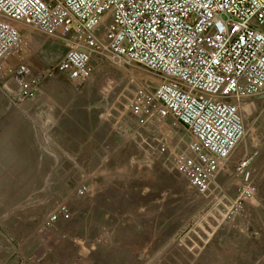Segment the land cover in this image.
Instances as JSON below:
<instances>
[{
    "label": "rangeland",
    "instance_id": "obj_1",
    "mask_svg": "<svg viewBox=\"0 0 264 264\" xmlns=\"http://www.w3.org/2000/svg\"><path fill=\"white\" fill-rule=\"evenodd\" d=\"M19 32L10 62L30 87L0 78V264H264V95L244 101L246 135L199 192L174 151L149 154L160 136L184 149L183 129L114 124L144 74L102 61L73 84L53 72L62 47Z\"/></svg>",
    "mask_w": 264,
    "mask_h": 264
},
{
    "label": "built area",
    "instance_id": "obj_2",
    "mask_svg": "<svg viewBox=\"0 0 264 264\" xmlns=\"http://www.w3.org/2000/svg\"><path fill=\"white\" fill-rule=\"evenodd\" d=\"M19 27L62 47L53 72L73 84L102 61L144 74L116 96L114 124L183 129L184 149L160 136L149 154L174 151L175 170L199 192L246 135L244 101L264 95V0H0V78L19 79L25 95L27 68L10 62Z\"/></svg>",
    "mask_w": 264,
    "mask_h": 264
},
{
    "label": "crops",
    "instance_id": "obj_3",
    "mask_svg": "<svg viewBox=\"0 0 264 264\" xmlns=\"http://www.w3.org/2000/svg\"><path fill=\"white\" fill-rule=\"evenodd\" d=\"M62 56V55H61Z\"/></svg>",
    "mask_w": 264,
    "mask_h": 264
}]
</instances>
